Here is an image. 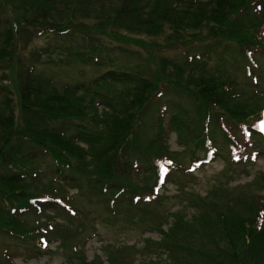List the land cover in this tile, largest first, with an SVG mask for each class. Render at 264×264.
<instances>
[{
    "label": "trees",
    "instance_id": "obj_1",
    "mask_svg": "<svg viewBox=\"0 0 264 264\" xmlns=\"http://www.w3.org/2000/svg\"><path fill=\"white\" fill-rule=\"evenodd\" d=\"M41 36L81 41L86 52L67 51L83 64L115 65L106 39L140 49L156 67L115 66L58 86L37 67L51 48L30 50ZM223 42L237 45L254 76L251 90L202 56L178 62L159 55ZM104 50L107 60L98 53ZM259 58L264 0H0V264H15L7 254L13 244L40 256L57 242L68 251L63 264H136L141 249L130 245H110L107 261L88 260L80 218L96 213L77 206L71 190L103 200L114 220L121 211L146 220L163 206L170 179L188 185L219 157L227 163L221 180L206 196L188 194L191 212L161 215L160 239H147L143 252L171 264H264V173L231 185L264 154ZM171 94L188 97L192 114L168 101ZM149 112L157 113L151 125ZM167 112L187 163L170 148Z\"/></svg>",
    "mask_w": 264,
    "mask_h": 264
},
{
    "label": "rangeland",
    "instance_id": "obj_2",
    "mask_svg": "<svg viewBox=\"0 0 264 264\" xmlns=\"http://www.w3.org/2000/svg\"><path fill=\"white\" fill-rule=\"evenodd\" d=\"M163 36L157 41L162 42ZM103 45L110 46V55L115 59V65H104L97 67L89 62L83 64L77 60L74 56L68 54L67 49L75 51H87V47H81L82 42H73L71 40H59L55 41L53 38H47L44 36L35 38L31 43L30 50L51 48L50 53L45 54L40 59L41 63L38 64V70L43 72L46 76L52 77L58 86H62L65 83L76 84L80 82L90 81L107 70L115 69V66H121L122 68H145L153 71L156 67V63L149 59V56L136 47L118 46L115 43L103 39ZM214 48L208 49L205 44H199L191 47L188 50L171 51L168 53L159 54L161 57H168L178 62L183 61L185 57L189 56V59L196 57L201 61H206L208 67L213 69H223L228 73L230 77H235L240 83L241 87L246 90H251L252 76L248 74L249 68L245 66L243 57L239 54L237 45L233 43L223 42ZM119 49V50H118ZM108 51H102L100 57L107 60ZM187 52V55H186ZM208 56H205V55ZM97 56V55H95ZM258 63L260 70L254 71L255 74H259L257 78L261 83V88L264 89V58H259ZM254 77V76H253ZM166 98V97H165ZM168 101L180 102L183 104V108H187L190 113L193 112V102L185 96L177 98L173 94L168 95L166 98ZM157 113L149 112L147 123L151 125L153 117L155 118ZM170 113L167 112L165 116V126L167 133L169 134V145L172 151L179 152L181 154V160L187 163L188 150L186 145H181L179 142V135L177 131H171L168 126L170 119ZM221 142H219L220 144ZM222 144V143H221ZM264 153V148H263ZM226 160L219 157L217 160L206 164L201 170H195L194 175L196 180L190 181L188 185H181L179 180L174 178L170 179L165 189L161 190L165 196L163 206L160 208H152L149 216L142 220L139 217H130L127 212L121 211L122 215L118 220L112 219L108 214L107 204L102 202L98 203L97 197H92L88 190L84 193H78L77 189L71 190V194L76 197L77 206L86 209L89 213H96L91 218L81 217L80 220L85 223L87 231L81 235L78 239L79 242H83L84 250L86 252L88 260L94 259L97 255L101 256L104 261L109 258L110 245L116 247H123L130 245L135 247L137 252L134 256L136 264H171L172 261L165 255L152 256L143 252L145 241L147 239H160L159 233L156 231L155 225L161 222V215H170L181 211L191 212L188 208V199L191 193L206 196L212 187L221 180L220 177L226 172ZM142 170V168H140ZM233 171V170H232ZM235 173V171H233ZM259 173H264V154L260 155L257 161L252 167L249 168L247 174L235 173V178L231 181L232 186L244 185L253 181ZM183 190V192H182ZM264 196V191H263ZM155 209V210H154ZM57 211L50 210V213H56ZM58 221H64L65 215L59 212ZM171 221L172 219L169 218ZM79 220V221H80ZM79 221H73L76 225ZM165 223L164 228H167ZM96 233L94 235L93 233ZM86 238V240H85ZM60 242L51 246L53 252H45L42 255H38L36 252L28 249L22 245L13 244L9 247L7 254L13 257L15 264H63L67 261L68 251L59 248ZM108 248V251H107ZM58 249V250H57ZM6 251L0 247V255L5 256Z\"/></svg>",
    "mask_w": 264,
    "mask_h": 264
}]
</instances>
